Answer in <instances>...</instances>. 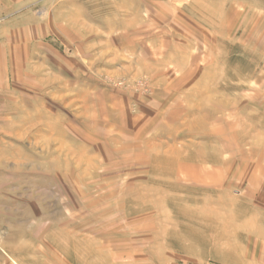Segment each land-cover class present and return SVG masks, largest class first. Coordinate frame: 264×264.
Returning <instances> with one entry per match:
<instances>
[{
	"label": "rangeland",
	"instance_id": "rangeland-1",
	"mask_svg": "<svg viewBox=\"0 0 264 264\" xmlns=\"http://www.w3.org/2000/svg\"><path fill=\"white\" fill-rule=\"evenodd\" d=\"M17 1L0 264H264V0Z\"/></svg>",
	"mask_w": 264,
	"mask_h": 264
},
{
	"label": "crops",
	"instance_id": "crops-1",
	"mask_svg": "<svg viewBox=\"0 0 264 264\" xmlns=\"http://www.w3.org/2000/svg\"><path fill=\"white\" fill-rule=\"evenodd\" d=\"M37 1H41V0H23V2H25V3H36ZM17 3H19V0L17 1ZM189 59H191V56H189V58L186 56L184 61H186V63H187V62L190 61ZM190 66L191 65L189 63L188 64L184 63L182 65H177V67H182V68H187V67H190Z\"/></svg>",
	"mask_w": 264,
	"mask_h": 264
},
{
	"label": "bare ground",
	"instance_id": "bare-ground-1",
	"mask_svg": "<svg viewBox=\"0 0 264 264\" xmlns=\"http://www.w3.org/2000/svg\"><path fill=\"white\" fill-rule=\"evenodd\" d=\"M197 213V212H196Z\"/></svg>",
	"mask_w": 264,
	"mask_h": 264
}]
</instances>
